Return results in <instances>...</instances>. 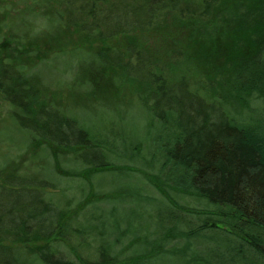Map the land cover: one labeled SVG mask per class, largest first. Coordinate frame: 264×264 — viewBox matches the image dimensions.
Wrapping results in <instances>:
<instances>
[{"label": "trees", "instance_id": "trees-1", "mask_svg": "<svg viewBox=\"0 0 264 264\" xmlns=\"http://www.w3.org/2000/svg\"><path fill=\"white\" fill-rule=\"evenodd\" d=\"M226 1L0 6V264H264V0ZM168 21H197L204 38L226 26L211 75L131 38ZM66 31L89 47L28 51V66L1 55ZM122 36L125 49L108 44ZM103 74L134 86L127 103L63 108L43 95H93ZM105 174L126 183L96 190ZM105 204L123 207L109 231L87 212Z\"/></svg>", "mask_w": 264, "mask_h": 264}, {"label": "rangeland", "instance_id": "rangeland-1", "mask_svg": "<svg viewBox=\"0 0 264 264\" xmlns=\"http://www.w3.org/2000/svg\"><path fill=\"white\" fill-rule=\"evenodd\" d=\"M11 0H0V6ZM254 2L257 0H253ZM235 3L232 0L226 1V5L223 3L225 11H228L231 5ZM228 12H225V14ZM215 15V14H214ZM168 21L164 26L147 31L145 33L132 34L131 38L135 40L138 45H143L147 52L155 58L157 61H162L172 66L174 61H171V57L176 59L179 55H183L185 60L178 61L179 66L183 65L188 71H194L203 75H211L216 68L221 65L222 54L228 46L226 38L228 37L224 29L226 26L218 27L212 36L207 35L202 37V32L196 28L197 21ZM126 37H116L110 39L108 44L116 45L118 48L125 49L127 45ZM227 43V45H225ZM89 47L84 42L82 37L78 34H74L71 31L64 32L61 37L55 41L47 39L25 45L23 50H16L9 46L7 43L2 49L1 55L3 56H18V63L23 65H33L36 59L43 57L44 53L49 52L55 47L58 48H71L74 46ZM92 47H97L95 44H91ZM234 47V46H233ZM28 51H36L38 54L35 60L31 61L26 57ZM238 50L234 53H237ZM233 50H232V54ZM231 54V55H232ZM17 60V59H15ZM218 60V61H215ZM220 61V62H219ZM17 62V61H15ZM177 62V61H176ZM219 62L215 67L214 65ZM215 63V64H214ZM213 64V65H212ZM186 73H188L186 71ZM99 84L97 90L93 95L76 94L67 90H50L44 91L43 95L46 100L52 101L63 108H72L74 106L87 107L88 104L117 101L127 103L134 92V86L130 83H125L119 87H114L109 83L108 78L103 74L99 78ZM3 104L0 100V123L2 122ZM19 165L14 166L13 170H16ZM85 175V174H84ZM94 186L96 190L105 191L106 189L123 185L126 180L121 175L110 176L109 174L98 175L93 178ZM92 181V182H93ZM93 190V188H91ZM71 196V193L69 194ZM81 195V192L80 194ZM83 196V195H82ZM96 208L89 209L87 212L94 214L95 216L102 215L103 218L93 221L92 225L96 226L97 230L102 228L101 224H104L103 228L109 231L112 222L111 208H115V213L120 216L123 212V207L120 205H95ZM108 217H107V215Z\"/></svg>", "mask_w": 264, "mask_h": 264}]
</instances>
